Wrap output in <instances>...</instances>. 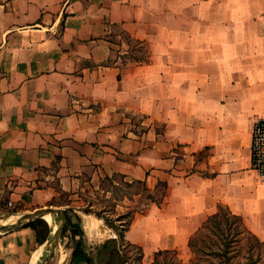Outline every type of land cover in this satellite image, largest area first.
<instances>
[{
    "label": "crops",
    "instance_id": "0c3cea01",
    "mask_svg": "<svg viewBox=\"0 0 264 264\" xmlns=\"http://www.w3.org/2000/svg\"><path fill=\"white\" fill-rule=\"evenodd\" d=\"M259 118L264 0H0V212L95 198L119 176L160 200L124 233L142 264L219 205L261 239ZM76 212L89 252L118 235ZM45 243L27 226L0 234V264H40ZM73 253L61 239L49 264H85Z\"/></svg>",
    "mask_w": 264,
    "mask_h": 264
},
{
    "label": "rangeland",
    "instance_id": "374dc122",
    "mask_svg": "<svg viewBox=\"0 0 264 264\" xmlns=\"http://www.w3.org/2000/svg\"><path fill=\"white\" fill-rule=\"evenodd\" d=\"M114 33L116 36H122V38L126 39V36L120 31L119 28H116ZM137 52V54L140 55L144 52V50ZM135 54L136 53L133 52L132 56H135ZM124 63L127 64L128 62L124 60ZM130 120L134 123H137V121H141L142 119L131 116ZM146 124L148 123L146 122ZM160 128L161 127L157 125L155 130H160ZM176 151H178V153L181 152L180 149H176ZM204 155L205 154L203 153L201 156ZM100 188L102 191H97L98 194L96 197L91 199L84 196L80 197L81 199L79 197L70 198L68 194L59 193V196L56 198V200H52L46 207H54L61 210L71 211V216L76 214V211L83 214V208H88L92 213L100 214L107 219L115 221V224L113 225L114 228L119 226L120 222L117 220L121 215L134 212L141 213L145 210V202L139 197V194H137L140 192V187L136 184L129 183V181L126 182L123 180V178L115 176L111 181H102ZM26 213L28 212H22L19 207H6L2 212H0V223L5 221V224L13 223L15 221L7 220ZM125 219L127 220L129 218L127 217ZM55 220L57 223H59L57 218H55ZM230 222L232 221L229 220L225 227L223 224H220L219 227L210 225L205 229L199 226L196 232L187 238L185 244L181 248L168 250L169 252L159 257L157 264H222L223 256L219 254H221V252L224 250L225 240H228L229 244V247L226 246L225 251L228 254L226 258L231 260L230 264H247L250 259H252L255 264H264V237L258 240L261 245L254 240L249 242L251 238L247 235H244V238H242L238 243L234 244L232 241L233 239H231L232 236L234 238V235L232 234L234 225L229 227ZM104 225L108 227L105 223ZM48 227L51 235V226L48 225ZM192 236L195 237V240L193 242V246L190 247L188 242L189 238ZM246 238H248V241ZM110 239L117 240L120 253L126 260V264H142L140 251L138 248L131 247L124 239H120L118 235L116 238ZM62 240L66 242L67 245L72 246L69 237H65ZM101 240L103 241L102 244L107 241H104V239ZM102 244L91 246L93 250H91L90 253L95 258L97 255V248H99ZM250 245L252 247V251H248Z\"/></svg>",
    "mask_w": 264,
    "mask_h": 264
},
{
    "label": "trees",
    "instance_id": "16d2710c",
    "mask_svg": "<svg viewBox=\"0 0 264 264\" xmlns=\"http://www.w3.org/2000/svg\"><path fill=\"white\" fill-rule=\"evenodd\" d=\"M137 62H145L146 60L142 58H137ZM111 181V180H108ZM134 184L138 185L140 187V192L137 194L140 195V198L144 200V207L150 203L155 202L157 204H160V200L156 197V194L154 195L152 192H150L145 187V183L143 181H137L133 182ZM130 185V184H129ZM82 212L85 214H94L97 218L102 219L104 223L112 229H115L120 239H124V233L128 230L132 219L136 213H128L125 215H121L118 218V222H120L119 226L114 228L115 221H112L110 219H107L106 217L92 213L90 209L83 208ZM64 213L66 215L67 224L63 232L62 239L65 237H69V240L72 244L73 248V256L78 257L80 260H82L85 264H126V260L123 258L122 254L120 253L119 245L116 239H109L104 244H102L99 248H97V255L96 258L87 250L85 240H84V231L81 225V218L77 214L70 215L71 211L64 210ZM129 219H125V218ZM231 220L232 222L229 223V227L234 225V229L232 234L234 235V238L232 236L231 239H233V243H238L242 238H244V235L250 236L249 242L252 240L257 241L259 240L258 237H256L254 234H252L245 226L243 220L234 214L231 213V211L226 206L219 205L216 208V211L208 216L206 220L202 223L201 228H207L210 225H214L219 227L220 224H223L224 227L228 223V221ZM27 227L32 228L37 237V241L40 244L45 243V241L48 239L50 235L48 224L43 219H37L29 224L26 225ZM225 239V238H224ZM195 240V237L189 238L188 245L190 247L193 246V242ZM248 241V238H246ZM259 243V242H258ZM260 244V243H259ZM261 245V244H260ZM224 250L221 252V256H223L222 264H230L231 260L227 257V252L225 251L226 246L229 247L228 240H225L224 242ZM140 251V258L142 255L141 249L138 248ZM248 251H252V247L248 248ZM169 252L168 250L165 251H159L154 254L153 256V262L152 264H157L159 257L163 254H166ZM247 264H255L252 259H250Z\"/></svg>",
    "mask_w": 264,
    "mask_h": 264
},
{
    "label": "water",
    "instance_id": "95a60500",
    "mask_svg": "<svg viewBox=\"0 0 264 264\" xmlns=\"http://www.w3.org/2000/svg\"><path fill=\"white\" fill-rule=\"evenodd\" d=\"M46 215H50L59 220V224L57 225V228L54 231L53 236L52 237L49 236L50 237L49 240H47L45 243L46 254L40 262V264H49L51 259L53 258L56 248L58 247L61 241L64 229L67 224L64 210L54 207H44V208H39L32 212H28L26 214L18 216L16 221L13 223L0 224V234L14 231L18 228L26 226L27 224L37 219H43V217Z\"/></svg>",
    "mask_w": 264,
    "mask_h": 264
},
{
    "label": "built area",
    "instance_id": "2783aa9c",
    "mask_svg": "<svg viewBox=\"0 0 264 264\" xmlns=\"http://www.w3.org/2000/svg\"><path fill=\"white\" fill-rule=\"evenodd\" d=\"M251 136V168L264 182V118H259L253 123Z\"/></svg>",
    "mask_w": 264,
    "mask_h": 264
},
{
    "label": "bare ground",
    "instance_id": "6f19581e",
    "mask_svg": "<svg viewBox=\"0 0 264 264\" xmlns=\"http://www.w3.org/2000/svg\"><path fill=\"white\" fill-rule=\"evenodd\" d=\"M17 218H18V217H14V218H11V219H9V220H7V221H16ZM43 220H44L48 225L51 226V235H50V237H52L54 231H55L56 228H57V224H59V223H57V221L55 220V218H53V217L50 216V215H46V216H44V217H43ZM4 221H5V220H4ZM5 222H6V221H5ZM5 222H2V223H0V224H5Z\"/></svg>",
    "mask_w": 264,
    "mask_h": 264
}]
</instances>
